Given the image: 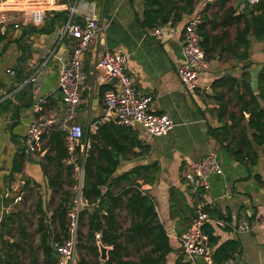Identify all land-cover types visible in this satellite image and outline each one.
Listing matches in <instances>:
<instances>
[{
  "label": "crops",
  "instance_id": "0c3cea01",
  "mask_svg": "<svg viewBox=\"0 0 264 264\" xmlns=\"http://www.w3.org/2000/svg\"><path fill=\"white\" fill-rule=\"evenodd\" d=\"M0 1L9 5L7 7L16 15L15 22L0 29V220L3 212L21 209L24 203L29 202H34L32 207L37 217L34 210L37 199L42 201V208L50 215L59 202V190L47 184L46 175L53 171V165L47 163V173L41 167L42 163H46L44 156L51 132L42 137L38 150L28 154L25 152V135L29 123L39 116L32 111V103L37 97L46 98V116L59 113L63 108L62 93L58 88L60 57L68 56L73 42L70 38L59 39L57 31L63 26L64 16H54L52 12L67 11L68 6L76 3L79 11L74 19L83 21L85 17L93 16L101 26L83 59L88 78L75 117L84 133L79 156L84 157L91 150L97 158L99 148L104 146L103 154L113 158L117 155L119 160L113 177L137 166L157 164L153 183H142L140 178L133 180L141 183V189L153 198L158 218L169 237L172 252L167 255L165 264H174L181 254L180 237L188 230L193 219L185 207L196 208V201L200 197L210 200L211 208L217 210L227 222L225 227L207 223L215 237V242L210 243L212 253L224 242L236 240L239 252L232 256L236 264H264V146L253 142L252 131L246 129L250 155L245 159H236L225 143H219L209 132L212 127L231 123L227 118L231 108L240 115L238 108H234L236 102H230L231 90L227 87L213 88L216 80L230 76L241 81L242 74L247 72L253 93L259 95L257 75L264 69V38L256 39L251 32L247 35L249 46L245 49L241 41L235 43L238 31L244 28V19L228 25L221 24L228 7L234 10L232 16H249L248 10L244 12L243 5L236 6L238 0H214L213 3L190 0V5L186 0H168L167 10H174L163 25L164 36L159 40L151 37L148 29L144 30L140 26L144 0ZM250 5L249 2L248 9ZM35 8L44 11V22L40 26L29 21L30 11ZM199 9L203 11V33L209 35L207 48L211 51L208 65L198 70V88L187 90L178 76L182 63L181 47L185 24ZM50 19L53 29L48 33L38 32L37 29L50 25L46 22ZM108 50H120L127 54L126 73L132 76L138 95H152L151 110L154 113H166L174 121L173 129L159 137L149 136L140 126L129 127L142 146H147V150L134 146L131 150L117 152L111 146L113 143L129 144L131 139L118 135L113 125L119 124L106 118L110 112L106 111L103 95L106 90L115 87L114 82L102 81L101 70L96 64ZM36 71L42 73L37 87L33 88L29 78ZM26 84L30 85V91L26 90ZM220 93L222 98L218 100ZM222 101L228 102L225 115L220 119ZM259 102L264 108V99L261 98ZM248 116L247 112H243L240 121L242 127ZM99 126L107 128L104 130L105 137L99 135L92 138V135L98 134ZM235 131L237 135L231 145L239 139V130ZM209 153L216 155L220 171L209 176L210 187L207 191L193 192L183 179L182 171L189 162L197 161ZM19 160H22V169L14 171ZM103 162L106 164V161ZM72 168L73 178L82 182L84 172L77 154ZM75 186L72 187L73 191ZM127 186V182L112 186L111 192L116 196ZM67 187L64 184V188ZM107 189V186H103L102 192L105 193ZM176 189L181 193L175 197ZM171 192H174L173 206ZM17 196L21 197L19 201H15ZM56 197L58 202L53 204ZM98 201L91 205L86 203L85 207L92 211ZM105 208H111L109 200L105 202ZM115 215L122 230L128 226L129 217L121 205L115 208ZM123 220L126 221L124 226ZM241 221L248 223L246 230L237 229ZM36 222L37 219L35 226ZM31 223L26 222L29 232ZM4 238L12 241L17 238V234H5ZM4 249L0 246V255L5 252ZM77 252L79 258L80 249ZM83 256L90 260V256ZM182 260L190 264L183 256ZM194 264L207 263L203 258L196 257ZM212 264H215L213 259Z\"/></svg>",
  "mask_w": 264,
  "mask_h": 264
},
{
  "label": "trees",
  "instance_id": "16d2710c",
  "mask_svg": "<svg viewBox=\"0 0 264 264\" xmlns=\"http://www.w3.org/2000/svg\"><path fill=\"white\" fill-rule=\"evenodd\" d=\"M225 1V0H222ZM168 0H144V9L140 19L142 29H151L159 25H165L171 18L174 10H167ZM190 5V0H186ZM54 16H61L63 24L67 21V11L52 12ZM234 10L228 7L224 11L221 20L222 25L237 23L244 19V28L238 31L235 43L241 41L245 49L249 46L247 35L251 32L256 39L264 38V0H257L250 5L248 9V17L245 14L232 16ZM228 17L227 20H224ZM50 25H45L38 32L48 33L53 29L52 20L46 21ZM203 22L199 25V34L201 37V46L208 55L211 51L207 48V39L209 35L203 33ZM206 55V57H207ZM209 59V55L208 58ZM249 73L242 74V80L239 81L234 77H221L213 83V88H225L231 90L232 100L235 101L234 108H238L240 115L236 114L235 109L227 113V118L231 121L224 123L218 127L209 129L210 134L219 142L225 143V147L230 151L236 159H245L250 155L249 143L246 142V129L251 130V138L253 142L264 146V108L260 105V99H264V69H261L257 75L259 85V95H255L250 86ZM22 82V80H21ZM30 85L26 84V90L30 91ZM236 87V88H235ZM10 91V90H9ZM222 96L220 93L221 100ZM228 101H222L220 104L221 119L225 115V109ZM32 103V101H31ZM243 112L249 114L244 127L240 125L243 119ZM112 125V124H111ZM116 133L121 137L129 138V144L113 143L111 146L117 151L122 152L126 149H132L134 146L142 147L147 150V146H142L137 136L129 127L121 125H113ZM105 127L99 126L98 134L91 137L96 138L99 135L105 137ZM239 130V139L236 143H231L235 139L236 131ZM108 134V131H107ZM84 135V133H83ZM47 150L44 158L46 163H42L41 167L45 173L47 163L53 165V171L46 175L47 184L52 189L59 190V202L52 209L50 215H47L42 208V201L37 199L34 210L38 214L35 226V234L38 240L35 243L34 234L27 230L26 222L30 223L27 212L21 208L15 211L3 212L0 220V246L5 248V252L0 255V264H57L58 253L51 246V240L59 243L65 235L66 229V210L67 206L74 196L72 187L78 183V179L73 178V165L66 164L65 159L68 157V151L65 146L64 133L61 131H51L47 144ZM103 147L99 148L97 158L93 156V151L86 152V155L79 156L82 150L81 145L76 149L75 154L78 155V162L83 168L82 196L86 203L91 205L97 200V207L90 211L87 207L80 212V224L84 227L79 231V242L77 249H80L79 258L76 264H165L167 255L172 252L170 240L166 234L163 224L160 222L155 210L153 198L141 189L142 184L136 180L142 179V183H153L156 177L157 164L141 165L132 168L129 172L113 177V173L119 163L117 155L113 158L103 154ZM264 152V150H263ZM103 161H106L104 164ZM14 171H21L22 160L16 162ZM127 182L129 186L116 196L111 192V187L121 185ZM67 184V188H64ZM107 186L105 193L102 187ZM176 195L181 192L176 189ZM174 192H171L170 200L173 206ZM123 196V198L121 197ZM111 202V208H105V202ZM121 205L129 217L128 226L121 229L120 222L115 215V208ZM185 209L195 216V209L186 205ZM103 210L105 213H103ZM212 216L223 218L217 210L206 208ZM204 232L208 235L211 244L215 242L212 229L208 224L204 226ZM17 234V238L9 241L4 235L12 236ZM99 234V237H96ZM104 246H110L108 258L105 261L99 260V250L97 241ZM135 253L136 257L132 256ZM239 252V244L236 240H230L217 246L213 253L212 259L215 264H221L228 257H232ZM90 256V260H86L83 256ZM174 264H188L182 260V254L175 259Z\"/></svg>",
  "mask_w": 264,
  "mask_h": 264
},
{
  "label": "built area",
  "instance_id": "2783aa9c",
  "mask_svg": "<svg viewBox=\"0 0 264 264\" xmlns=\"http://www.w3.org/2000/svg\"><path fill=\"white\" fill-rule=\"evenodd\" d=\"M213 3L214 0H205ZM257 0H249L250 4ZM248 2V3H249ZM9 5L0 1V29L15 22L16 15L12 13ZM76 3L67 8V21L57 31L59 39H72V47L67 57H60L58 71V88L62 93L63 108L59 113L51 116L45 115V97H37L32 103V111L39 116L29 123L25 135V152L33 153L38 150L42 137L51 131L64 133L65 146L68 151L66 164L75 163V152L83 137V129L75 121L77 110L82 102V89L88 74L84 68L83 59L85 52L93 45L94 40L101 29L98 20L93 16H87L83 21L74 19L78 13ZM203 11L197 10L186 22L184 38L182 41V63L178 69V76L182 86L187 90L198 88V70L208 65L205 51L201 46L199 25L202 22ZM29 21L40 26L44 22V11L35 8L30 11ZM151 37L161 39L164 36V26L159 25L147 30ZM48 53V52H47ZM128 56L124 51H105L96 67L101 70V79L104 83L114 82V89L106 90L103 95L106 116L113 119L121 126H140L151 137H159L170 132L174 127V121L166 113H154L150 105L153 97L150 94L138 95L131 75L126 73ZM41 71H36L29 82L33 88L37 87ZM220 171V164L213 153L206 154L197 161H191L182 171L185 182L193 192L207 191L210 187L209 176ZM82 182L79 179L74 187V196L70 200L66 210V229L61 242L57 243V264H75L79 231L81 224L80 212L86 206V201L81 192ZM17 196L15 201H19ZM212 202L205 198L196 201V214L192 219L188 230L180 237V251L185 261L194 264L196 257H201L207 264H212V247L208 235L204 232L207 223L218 227H225L226 220L212 216L206 208H211ZM248 223L241 221L237 229L246 230ZM99 237V234H96ZM222 264H236L232 257L227 258Z\"/></svg>",
  "mask_w": 264,
  "mask_h": 264
},
{
  "label": "rangeland",
  "instance_id": "374dc122",
  "mask_svg": "<svg viewBox=\"0 0 264 264\" xmlns=\"http://www.w3.org/2000/svg\"><path fill=\"white\" fill-rule=\"evenodd\" d=\"M13 2H15V0H12ZM35 3H40V2H42V0H33ZM58 202V198L56 197L55 198V200L53 201V204H56ZM33 204H34V202H29V204H23L22 205V207H23V209H25V211L27 212V213H29L30 215H29V218L31 219V225H30V231L34 234V236H33V238H35L34 239V241H35V243L37 242V239H36V235L37 234H35V225H34V223H35V221H36V216L34 215V211H33ZM126 224V221H124L123 220V224H122V226H124ZM82 230H84V227L82 226ZM78 251V250H77ZM77 253L78 252H76V256H75V264L77 263V261H78V258H77ZM132 256L133 257H136L135 256V253L133 252L132 253Z\"/></svg>",
  "mask_w": 264,
  "mask_h": 264
},
{
  "label": "water",
  "instance_id": "95a60500",
  "mask_svg": "<svg viewBox=\"0 0 264 264\" xmlns=\"http://www.w3.org/2000/svg\"><path fill=\"white\" fill-rule=\"evenodd\" d=\"M240 5H243L244 12H247L248 6H249L248 0H238L236 6L239 7ZM51 246H52L54 251H57L56 243H54L52 240H51ZM97 246H98V250H99L100 260L101 261L107 260L108 251L111 249V247L110 246H104L99 240L97 241Z\"/></svg>",
  "mask_w": 264,
  "mask_h": 264
}]
</instances>
